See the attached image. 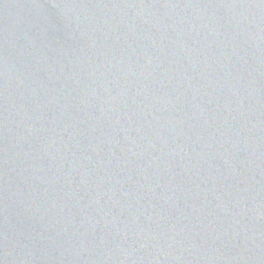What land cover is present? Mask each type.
Here are the masks:
<instances>
[{
	"label": "water",
	"instance_id": "1",
	"mask_svg": "<svg viewBox=\"0 0 264 264\" xmlns=\"http://www.w3.org/2000/svg\"><path fill=\"white\" fill-rule=\"evenodd\" d=\"M0 264H264V0H0Z\"/></svg>",
	"mask_w": 264,
	"mask_h": 264
}]
</instances>
